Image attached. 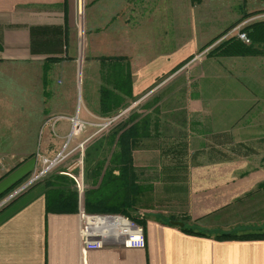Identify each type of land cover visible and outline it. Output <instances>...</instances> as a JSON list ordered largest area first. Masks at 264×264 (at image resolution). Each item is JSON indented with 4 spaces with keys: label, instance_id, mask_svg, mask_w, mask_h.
<instances>
[{
    "label": "crops",
    "instance_id": "0c3cea01",
    "mask_svg": "<svg viewBox=\"0 0 264 264\" xmlns=\"http://www.w3.org/2000/svg\"><path fill=\"white\" fill-rule=\"evenodd\" d=\"M85 1L87 53L92 63L100 66L102 83V75L112 70L117 69L119 78L121 69L126 72L124 60L135 47V34L143 36V42L154 34L147 15L152 17L149 12L158 10L154 5L159 0H135L142 6L136 13L140 20L134 25L127 19V0ZM184 1V6L190 7V0ZM253 6L244 0H201L181 15L193 20L191 28L201 26L194 19L214 26L225 10L234 11L237 19L240 11ZM73 24L74 0H0V195L34 169L48 145L62 147L64 142L76 140L72 118L87 122V116L94 112L92 70L88 64L78 63ZM237 57L253 71L238 69L229 93L232 98L226 96L223 104L204 107L205 112L200 110L199 114L208 116L209 138L217 143L260 145L264 142V117L255 120L244 116L264 115V61L260 56ZM81 73L88 88H84L78 107ZM98 82L97 107L101 112L104 85L100 79ZM132 91H139V87L132 85ZM217 115L223 126L216 124ZM233 189L228 184L222 186L215 206L201 213L190 211L199 218L194 224L213 228L223 217L235 216L237 220L230 203L239 200L243 189ZM80 207L77 204V212H47L44 190L37 187L1 207L0 264H264V239H218L208 233L197 234L201 231L191 227H186L192 230L187 232L154 220L145 224L144 245L134 247L123 243L131 242L129 234H136L132 225L124 221L108 224V217H96L102 226L112 228L105 237L109 243L85 248Z\"/></svg>",
    "mask_w": 264,
    "mask_h": 264
},
{
    "label": "rangeland",
    "instance_id": "374dc122",
    "mask_svg": "<svg viewBox=\"0 0 264 264\" xmlns=\"http://www.w3.org/2000/svg\"><path fill=\"white\" fill-rule=\"evenodd\" d=\"M244 1L254 6L250 9L245 7L237 19H234V11L225 10L219 24L212 26L206 22L205 25L201 19H194L201 26L191 28L193 20L182 18V10H193L201 0H190V7L184 6V0L168 3L159 0L154 5L158 10L148 11L152 17L147 15L152 21L154 34L150 35L149 41L143 42L140 40L143 36L136 33L135 47L125 56L126 71L130 75V89H127L125 84L118 87L115 84L117 69L102 75L104 82H101L100 66L92 63L86 49L83 25L86 1L74 0L73 31L77 59L79 65L88 64L92 70L89 77L94 83L90 91L94 112L87 116V122L77 119L73 130L74 142L69 143L68 140L62 147L48 145L34 169L1 194L0 202L50 161L61 156L18 196L34 187L42 188L44 194L57 187L75 192L77 204L82 203L84 207L90 194L98 191L96 188L105 173L109 170L114 174L124 171L128 184L118 183V187H128L131 195L128 215L104 214L126 217L129 225L140 226L143 231L145 224L153 220L166 224L169 220H179L184 227L215 237L228 233L241 237L264 229V142L254 146H233L225 140L217 143L209 138L211 131H207L205 121L208 116L199 114L200 110H205L204 107L224 102L226 96L232 98L229 93L233 90L234 75L246 66L237 56H260L264 61V41L254 42L249 34L252 24L264 21V0ZM141 6L135 0H127L126 15L130 24L140 20L136 13ZM236 27L245 33L248 42L237 38V30L232 31ZM230 40L245 45L252 43L261 53L223 55L220 47ZM252 68L247 65L244 69L253 71ZM120 72L125 80L126 72L123 73L122 69ZM99 79L111 95V104L101 112L97 107ZM134 84L139 91L132 93ZM85 87L88 88L81 73L77 88L78 107L82 105L80 98ZM235 95L238 96L237 93ZM247 117L257 120L264 115L244 116ZM215 119L218 126H223L219 123L221 116L217 115ZM226 184L234 189H243L237 198L239 200L230 203L238 219L235 220V216L230 219L223 217L217 226L214 223L213 228L194 224L199 218H194L190 211L201 213L215 206L220 188ZM104 231L111 233L112 228L106 226Z\"/></svg>",
    "mask_w": 264,
    "mask_h": 264
},
{
    "label": "trees",
    "instance_id": "16d2710c",
    "mask_svg": "<svg viewBox=\"0 0 264 264\" xmlns=\"http://www.w3.org/2000/svg\"><path fill=\"white\" fill-rule=\"evenodd\" d=\"M251 32H249L254 42L264 41V21L254 23L250 26ZM223 55H245V54H258L260 50L254 46V44L245 45L237 40H230L226 44L220 47ZM129 72V71H128ZM126 71L127 77L125 80L120 76L115 79L117 87L121 84H125L127 89H130V75ZM116 87V88H117ZM109 90L102 88L100 91V106L104 111L109 107L110 103ZM62 180V178H58ZM57 182V180H55ZM127 185L128 181L124 171H120L118 174H114L113 170H109L105 173L98 183L96 193H91L84 203V210L88 213H120L128 215L127 208H129L130 193L128 187L120 186ZM125 187V188H123ZM100 189V190H99ZM45 196V209L47 212H77V198L75 192L58 189L53 187L46 191ZM91 196L93 200H91ZM168 224H170L168 222ZM171 225V224H170ZM144 226V225H143ZM182 230L192 232L191 229L186 227H180ZM197 234H204L203 232H196ZM218 239H264V229H258L251 231L249 234L235 237L231 234H219L216 236Z\"/></svg>",
    "mask_w": 264,
    "mask_h": 264
},
{
    "label": "built area",
    "instance_id": "2783aa9c",
    "mask_svg": "<svg viewBox=\"0 0 264 264\" xmlns=\"http://www.w3.org/2000/svg\"><path fill=\"white\" fill-rule=\"evenodd\" d=\"M80 2V0H77ZM239 27V26H238ZM238 27L234 28L232 31L237 30L236 36L237 38L241 39L242 41L248 42V38L245 35L244 32H241L238 30ZM74 127L73 130L76 129L77 126V118L74 117L71 119ZM61 155V154H60ZM61 158V156H60ZM60 158H55L53 161H50L45 168L40 170L39 173L32 175L27 182H25L23 185L20 187L16 188L13 192H11L4 200L0 202V208L4 205L9 203L10 200L21 194L27 187H29L30 184L33 183V181L37 178H39L41 175H43L47 170H49L52 165L57 163V161ZM45 161L47 159L45 158ZM44 162V161H43ZM80 232L81 236L84 242V247L85 248H90V247H100L103 246L107 243H109L108 240H106V236L109 235L107 231L105 230L106 224L102 226V223H98V221L95 219L96 217H108L109 219L108 224H112V222H120V221H128V219L125 217L123 218L121 215H112V214H104V213H86L84 211L83 204L80 203ZM127 223V222H126ZM99 225V226H98ZM134 227V232L136 234H129L127 238L132 239L131 242H128V240H124L123 243L128 246H134V247H142L144 245V239H143V230H141L140 226H136L132 224ZM102 228V230H101ZM99 229V231H98ZM98 231V233L96 232ZM133 237V238H132ZM117 242V241H116Z\"/></svg>",
    "mask_w": 264,
    "mask_h": 264
},
{
    "label": "water",
    "instance_id": "95a60500",
    "mask_svg": "<svg viewBox=\"0 0 264 264\" xmlns=\"http://www.w3.org/2000/svg\"><path fill=\"white\" fill-rule=\"evenodd\" d=\"M169 223L171 225H175V226H179V227H183L184 223L182 221L179 220H169Z\"/></svg>",
    "mask_w": 264,
    "mask_h": 264
}]
</instances>
